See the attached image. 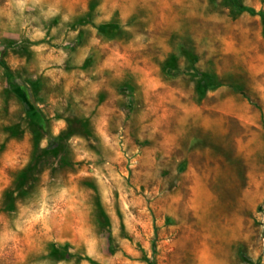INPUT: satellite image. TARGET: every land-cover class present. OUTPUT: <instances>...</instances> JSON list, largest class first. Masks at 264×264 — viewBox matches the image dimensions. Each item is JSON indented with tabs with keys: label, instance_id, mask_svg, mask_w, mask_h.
Segmentation results:
<instances>
[{
	"label": "rangeland",
	"instance_id": "rangeland-1",
	"mask_svg": "<svg viewBox=\"0 0 264 264\" xmlns=\"http://www.w3.org/2000/svg\"><path fill=\"white\" fill-rule=\"evenodd\" d=\"M234 1L0 0V264H264V0Z\"/></svg>",
	"mask_w": 264,
	"mask_h": 264
},
{
	"label": "trees",
	"instance_id": "trees-1",
	"mask_svg": "<svg viewBox=\"0 0 264 264\" xmlns=\"http://www.w3.org/2000/svg\"><path fill=\"white\" fill-rule=\"evenodd\" d=\"M230 1L234 5V7L241 13L249 12L251 14H257V11L255 9H253L252 7L241 6L234 0H230ZM259 14L261 15V17L264 21V14L263 13H259ZM43 152L45 154L49 153V152H51V149H49V148L44 149ZM26 173H27V170H24V171L20 172L19 176L17 177L16 188L19 189L22 193H24L23 188L26 185V183L28 182ZM14 194H15L14 190H7V192H5V197H6L7 202H8L7 207L9 210L14 208V202H13L15 200ZM50 255L57 260H68L73 256L72 253H70V251L68 250V246H63V247L54 246ZM80 259H84V258H80ZM150 264H154V263L152 262Z\"/></svg>",
	"mask_w": 264,
	"mask_h": 264
}]
</instances>
